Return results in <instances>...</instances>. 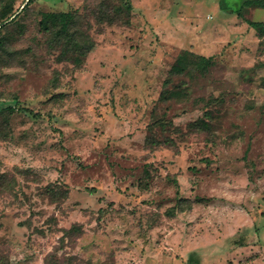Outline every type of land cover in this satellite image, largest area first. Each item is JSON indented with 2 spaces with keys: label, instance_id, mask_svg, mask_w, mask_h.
<instances>
[{
  "label": "rangeland",
  "instance_id": "1",
  "mask_svg": "<svg viewBox=\"0 0 264 264\" xmlns=\"http://www.w3.org/2000/svg\"><path fill=\"white\" fill-rule=\"evenodd\" d=\"M28 1L0 0L17 14L0 264H264V34L247 22L264 9Z\"/></svg>",
  "mask_w": 264,
  "mask_h": 264
},
{
  "label": "trees",
  "instance_id": "2",
  "mask_svg": "<svg viewBox=\"0 0 264 264\" xmlns=\"http://www.w3.org/2000/svg\"><path fill=\"white\" fill-rule=\"evenodd\" d=\"M31 0L28 1V3ZM229 0H221V8L227 12L242 14L244 9L248 7L255 8H264V0H232V2H227ZM12 11L0 17V29L7 25L9 22L13 21L16 15H10ZM51 18H60L64 23H68V21H72L76 18V16L71 12H62V13H45L43 18L44 25H47V21ZM248 24L255 28L256 30H260L264 34V22L262 21H250L247 20ZM203 60L209 64L212 61V58H203Z\"/></svg>",
  "mask_w": 264,
  "mask_h": 264
},
{
  "label": "crops",
  "instance_id": "3",
  "mask_svg": "<svg viewBox=\"0 0 264 264\" xmlns=\"http://www.w3.org/2000/svg\"><path fill=\"white\" fill-rule=\"evenodd\" d=\"M264 9V8H263ZM263 22V21H262Z\"/></svg>",
  "mask_w": 264,
  "mask_h": 264
}]
</instances>
